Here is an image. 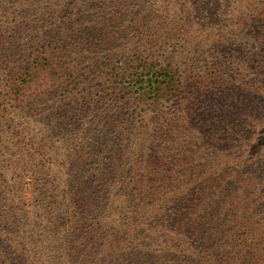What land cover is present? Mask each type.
<instances>
[{
  "label": "trees",
  "instance_id": "1",
  "mask_svg": "<svg viewBox=\"0 0 264 264\" xmlns=\"http://www.w3.org/2000/svg\"><path fill=\"white\" fill-rule=\"evenodd\" d=\"M113 1L109 36L80 0L0 16L1 112L31 106L0 156V264H264V57L239 87L199 82L183 16ZM248 22L264 51V10Z\"/></svg>",
  "mask_w": 264,
  "mask_h": 264
},
{
  "label": "rangeland",
  "instance_id": "2",
  "mask_svg": "<svg viewBox=\"0 0 264 264\" xmlns=\"http://www.w3.org/2000/svg\"><path fill=\"white\" fill-rule=\"evenodd\" d=\"M71 1L72 0H0V16L7 14L5 15V20H9L14 24H17L19 19H22V21L24 20V23L27 22V24H30L31 19L27 20L24 12L27 11V15L29 14L31 17L34 16L33 14H35L36 11H30L29 6L33 5L34 7L36 5L37 8L46 11L50 10L51 15H46L41 21V23H43L46 22L50 16L53 17L66 12L69 2ZM80 1L83 3L85 2L84 5L83 3L81 4V7L83 5L81 12L85 11V8L89 6L90 9H95V11L88 15V22L93 28H98V30L107 34V36L116 29L112 20H99L100 13L102 12H106V14H109V12L114 13L115 9L111 7L114 4L113 0ZM124 2L130 5L127 8L128 12L134 11L138 13V11H145L146 13L150 12L149 14H152L156 11L155 14L157 16H161L162 10L168 12L167 15L169 17L161 21L164 29L165 26L169 25L170 22L178 16H183L185 18L184 21L186 24L180 37L182 43L176 49L182 57L186 56L188 59H191L193 66L196 68L195 74L200 78L197 79L199 82L211 79L214 80L218 76L217 74L220 73L225 82H230L232 84V89L239 87L248 81L247 66L253 61L250 54L255 56L260 53L264 57L262 45L252 40V37L258 34V26L255 22H248L250 15L264 10V0H135V2L132 0H124ZM132 3H134V5ZM106 6L111 8H107ZM64 15L66 14H62L61 17ZM250 24L256 28H253ZM99 25L102 27L100 26L99 28ZM38 28L40 30L35 32V35L44 37L43 34H48L49 29L46 33L45 26L37 27V29ZM164 29L162 31L166 32ZM40 31H42V33ZM233 37L234 39L231 40ZM134 42L137 44L138 40ZM200 42H202V44ZM261 42L264 44V38L261 39ZM192 44L199 45V49L196 50L199 52L198 54L191 49L194 47L190 46ZM2 71L3 70L0 69V74ZM222 80L223 79L219 78V80L217 79L216 81L223 86L225 82ZM3 83V76L0 75V86H4ZM218 98H221V96H212L211 93L204 94L201 100V121L204 117V108L206 112L204 118H211L216 110L217 112L219 111ZM1 102L0 97V156L4 155L2 158L6 159L8 158V156H5L7 153H15V155L16 152L19 153L18 149L12 151L17 147V140L13 135L17 133L16 130H21L25 127L23 116L30 112L31 106L23 112L18 110V112L10 114L1 112L3 108ZM155 122L156 119H153L150 114L143 115L136 119L134 128L140 126L149 127V129L152 130L154 124H156ZM53 140L54 139H52L51 142H54ZM9 147H11L12 150ZM17 156H20V154Z\"/></svg>",
  "mask_w": 264,
  "mask_h": 264
}]
</instances>
